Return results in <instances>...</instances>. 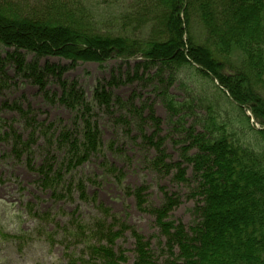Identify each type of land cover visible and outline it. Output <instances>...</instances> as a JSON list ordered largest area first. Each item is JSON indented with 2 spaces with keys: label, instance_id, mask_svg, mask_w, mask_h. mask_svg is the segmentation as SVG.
Segmentation results:
<instances>
[{
  "label": "rangeland",
  "instance_id": "obj_1",
  "mask_svg": "<svg viewBox=\"0 0 264 264\" xmlns=\"http://www.w3.org/2000/svg\"><path fill=\"white\" fill-rule=\"evenodd\" d=\"M46 1L0 0V3L9 5L18 17H32L42 14ZM68 1L70 6L78 4L94 16L86 36L119 31L123 28L122 20L110 24L105 19L124 12L131 13L132 18L123 29L128 31L124 45L138 49L142 42L148 41V30H134L143 25L140 15L137 17L134 13L149 11L144 8L145 0L138 1L135 11L132 7L137 5L133 0ZM260 13L256 9L250 15L252 29L248 33L253 38L261 35ZM159 16L160 11L155 7L147 19L151 17L152 25ZM190 26L194 42H203L204 29L197 17ZM226 41L234 40L230 37ZM83 42L78 40L73 47ZM86 44L93 52L94 45ZM181 50L186 56L189 47L186 45ZM113 54L99 60L73 61L67 56L38 57L26 49L0 43V264H81L79 257L87 254L85 242H95V238L83 239L74 234L72 227L77 220L91 222L104 214L118 220V225L125 223L129 227L117 240V246L126 256L125 264H135L137 236L150 243L158 264H164L168 257L178 259V249L174 254L163 250L166 238L157 225L153 208L161 206L166 193L179 199L166 219L173 220L176 226H184L187 232L197 219L194 208L202 198L190 195L197 182L192 165L182 159V146L188 141L184 140V132L175 129L180 126L179 120L185 128L192 127L195 134L200 133L204 130L202 122L208 117L207 107L212 105L223 123L232 124L225 123L229 134L244 144L264 145L263 134L256 131L261 126L251 118L252 129L247 122L248 108L235 103L236 108L231 106L229 92L219 89L215 79L201 75L197 67L189 66L188 60L157 62L145 69L136 68L139 58H118ZM25 65H30L35 73ZM36 73L43 77L44 87L31 77ZM234 83L237 80L232 78ZM64 89L74 90L81 96L75 101L78 105L74 109L59 101ZM96 89L107 96L101 99L109 101L107 107L95 99ZM172 100L185 104L177 116L167 107V102ZM86 104L92 108L84 114ZM17 105L29 112L23 115L15 109ZM130 106H134V112ZM88 118L99 128L102 146L67 170L64 165L67 146L61 144L60 133L64 129L73 131L76 126L75 133L80 135L82 123ZM145 134L154 135L153 141L160 145H145ZM67 144L71 146L69 141ZM161 152L166 155V163H182L186 182L174 180L175 170L167 173L153 167V159ZM196 152V148H191L188 155ZM58 170L63 178L58 180L57 187L45 186L41 181L45 173L54 178ZM81 181L89 200L80 197L77 184ZM142 187L146 188V196L141 205L135 191Z\"/></svg>",
  "mask_w": 264,
  "mask_h": 264
},
{
  "label": "trees",
  "instance_id": "obj_2",
  "mask_svg": "<svg viewBox=\"0 0 264 264\" xmlns=\"http://www.w3.org/2000/svg\"><path fill=\"white\" fill-rule=\"evenodd\" d=\"M107 1L117 3L119 0ZM138 1L133 0L135 5L139 4ZM44 4L41 15L18 17L17 13L11 12L9 5L0 3V43L26 49L38 57L67 56L73 61L78 58L99 60L113 53L118 58L141 57L143 61L137 63L136 68L145 69L157 62L170 64L186 59L189 66L195 67L192 62L199 65L200 68H195L201 75L217 80L218 88L229 92L231 106L235 107V103L248 108L256 123L264 128V0H145L144 8L149 11L134 13L137 17L140 15L143 23L134 30H148V41L142 42L138 49L124 45L128 31L123 29L131 21V13L123 12L105 19L110 24L122 20L123 28L119 31L98 32L87 37L85 33L88 25L93 23L94 16L86 8H79L76 3L75 7L70 6L68 0H47ZM155 7L160 11V16L151 25L153 21L151 17L147 19V15ZM132 8L135 11L138 5ZM256 9L261 11L258 18L261 35L253 38L248 30L252 29L249 26L250 15ZM196 17L202 23L205 35L200 44L194 42L189 30ZM230 37L234 41L228 43L226 38ZM254 39L258 40L254 42ZM78 40L85 43L73 47ZM86 42L94 45L93 52L89 51L91 49ZM186 45L189 47L188 59L181 50ZM234 58L238 61H234ZM27 67L35 73L30 65ZM222 70H226V74ZM31 77L44 87L41 74L37 76L36 73ZM232 78L237 83L232 85ZM104 97L107 98L96 89L95 99L98 98L99 103L107 107L110 103L108 100L101 101ZM80 98L74 90L64 89L59 101L74 109L78 105L75 101ZM171 102H167V107L173 111V116L179 115L185 104ZM86 105L84 114L90 113L92 108L91 104ZM9 108L13 109V106ZM133 108L130 106L132 112L135 110ZM15 109L23 115L29 112L18 105ZM213 109L212 105L207 107L208 117L203 120L204 130L200 133L195 134L192 127L185 128L180 120V126L175 127L186 134L184 140L188 141L187 145L182 146L181 158L192 165L197 182L190 195L202 198V202L194 208L197 219L190 232L182 225L176 226L173 220L166 219L177 205V197L164 193L161 206L153 208L157 225L166 238L163 250L174 254L178 249V259L168 257L164 264H264V145L257 147L237 140L228 133L227 126L231 123L225 122L228 123L225 125ZM246 119L253 129L250 116H246ZM122 123L129 125L131 122ZM75 131L76 126L73 131L64 129L59 136L61 144L67 146L64 161L67 170L82 163L102 146L99 128L89 118L82 123L80 135ZM256 131L264 136V129ZM146 135L145 145H160V142L153 141L154 135ZM68 141L71 146H68ZM191 148H196L197 152L189 156ZM165 159L166 155L159 153L152 161L153 167L159 171L164 169L167 173L175 170L174 180L186 182V170L182 163L169 164ZM51 169L49 166L48 170ZM62 178L61 170H58L54 178L45 173L41 181L45 186L55 188ZM83 184L82 181L77 184L80 197L89 200ZM145 191V187L135 191L141 205L144 204ZM101 212L104 214V211ZM118 223L109 214L96 217L91 222L77 220L72 227L74 234L86 240L95 238V242H85L84 252L87 254L79 257L81 264H125L127 259L123 249L117 246V240L125 235L129 227L125 223ZM135 256V264H158L150 243L141 236L136 237Z\"/></svg>",
  "mask_w": 264,
  "mask_h": 264
}]
</instances>
